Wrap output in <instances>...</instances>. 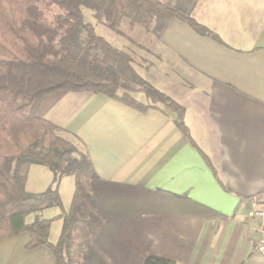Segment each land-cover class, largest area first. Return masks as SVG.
<instances>
[{
  "label": "crops",
  "instance_id": "1",
  "mask_svg": "<svg viewBox=\"0 0 264 264\" xmlns=\"http://www.w3.org/2000/svg\"><path fill=\"white\" fill-rule=\"evenodd\" d=\"M164 1L219 37L172 18L156 39L158 72L144 75L184 106L189 136L174 113L101 93L60 90L39 108L96 173L102 224L79 264H145L150 255L264 264L249 214L264 192V0ZM29 240L26 231L0 238V264H58L49 247L29 248Z\"/></svg>",
  "mask_w": 264,
  "mask_h": 264
},
{
  "label": "trees",
  "instance_id": "2",
  "mask_svg": "<svg viewBox=\"0 0 264 264\" xmlns=\"http://www.w3.org/2000/svg\"><path fill=\"white\" fill-rule=\"evenodd\" d=\"M85 10L119 32L126 15L161 38L172 18L199 34L219 39L208 27L164 0H0V238L28 232L27 247L47 246L58 264H79L91 256L102 224L91 181L96 177L88 154L66 130L39 114L45 96L60 90L105 94L136 109L175 114L189 136L185 108L143 77L127 51L97 33ZM132 93H142L145 101ZM33 164L47 166L54 181L75 178V190L58 240L50 241L52 218L40 211L61 206L56 188L33 193L25 185ZM34 220L27 221L28 215ZM57 217H61L57 215ZM145 264H173L147 256Z\"/></svg>",
  "mask_w": 264,
  "mask_h": 264
},
{
  "label": "rangeland",
  "instance_id": "3",
  "mask_svg": "<svg viewBox=\"0 0 264 264\" xmlns=\"http://www.w3.org/2000/svg\"><path fill=\"white\" fill-rule=\"evenodd\" d=\"M85 18L90 21L98 34L105 37L115 47L127 51L133 57V65L139 73L148 79L147 71L157 74V64H159L156 37L147 31L143 25H132L130 18L123 15L119 19V32L115 31L96 19L92 14L85 10ZM52 96H57L53 95ZM138 100L144 101V95L132 93ZM48 102V101H47ZM69 138V137H68ZM77 144L75 141H72ZM56 188L60 194L62 205L50 206L40 211L44 218H52L50 239L57 240L63 223V216L68 213L72 197L75 190V178L72 175L63 176L54 181L53 172L45 165L33 164L30 167L25 188L29 192L38 193L45 191L48 187ZM61 217H57L60 215ZM33 218V214L28 215L27 220Z\"/></svg>",
  "mask_w": 264,
  "mask_h": 264
},
{
  "label": "built area",
  "instance_id": "4",
  "mask_svg": "<svg viewBox=\"0 0 264 264\" xmlns=\"http://www.w3.org/2000/svg\"><path fill=\"white\" fill-rule=\"evenodd\" d=\"M251 202L252 209L249 214L257 224L260 232L259 249L264 252V192L254 195Z\"/></svg>",
  "mask_w": 264,
  "mask_h": 264
}]
</instances>
